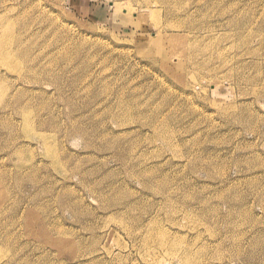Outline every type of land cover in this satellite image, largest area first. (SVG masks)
<instances>
[{"label": "rangeland", "instance_id": "rangeland-1", "mask_svg": "<svg viewBox=\"0 0 264 264\" xmlns=\"http://www.w3.org/2000/svg\"><path fill=\"white\" fill-rule=\"evenodd\" d=\"M0 37V264H264V0H0Z\"/></svg>", "mask_w": 264, "mask_h": 264}, {"label": "bare ground", "instance_id": "bare-ground-1", "mask_svg": "<svg viewBox=\"0 0 264 264\" xmlns=\"http://www.w3.org/2000/svg\"><path fill=\"white\" fill-rule=\"evenodd\" d=\"M162 1H163V0H162ZM0 39H1V37H0ZM193 39H194V38H193ZM201 39H202V38H201ZM0 42H1V40H0ZM197 42H198V41H197ZM11 43H12V42H11ZM2 44H3V43H0V51H2L1 49H4L3 46H2ZM192 45H193V44H192ZM195 45H196V44H195ZM10 46H11V45H10ZM19 46H20V45H19ZM19 46H18V48H19ZM199 46H200V45H199ZM201 47H202V46H201ZM13 49H14V47H13ZM186 49H187V48H186ZM204 49H206V48H204ZM17 50H18V49H17ZM183 50H184V49H183ZM183 50H180L177 54H171V57H172L173 59H174V57H175V58H178V57H177V55H178L179 58H180V56H183V55L185 54ZM200 50H201V49H200ZM200 50H197V52H198V51L200 52ZM202 50H203V49H202ZM191 53H192V49H191ZM205 53H206V51H205ZM192 54H193V53H192ZM195 54H196V53H195ZM188 55H189V54H188ZM173 56H174V57H173ZM185 56H186V54H185ZM195 56H196V55H195ZM186 57H187V56H186ZM208 57H209V56H208ZM208 57H207V58H208ZM0 58H1V59L3 58L4 60H8V59H9L8 56H6V57L3 56V57H2V56H1V53H0ZM189 58H190V56H189ZM193 58H194V56H193ZM202 58H203V57H202ZM202 58H201V59L199 58V59L202 60ZM204 58H205V57H204ZM191 59H192V58H191ZM191 59H189V60H191ZM208 59H209V58H208ZM186 60H188V59H186ZM193 60H194V59H193ZM204 60H205V59H204ZM206 60H207V59H206ZM178 62H179V61H178ZM195 62H196V61H195ZM190 63H191V62H190ZM197 63H198V61H197ZM192 64H193V62H192ZM195 66H196V65H195ZM195 66H194V68H195ZM242 66H243V65H242ZM194 68H193V69H194ZM199 69H200V68H199ZM30 71H31V69H30ZM30 71H29V72H30ZM32 73H33V70H32Z\"/></svg>", "mask_w": 264, "mask_h": 264}]
</instances>
